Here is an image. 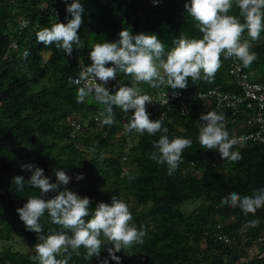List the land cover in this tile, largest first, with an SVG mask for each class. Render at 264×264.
<instances>
[{"label":"trees","instance_id":"trees-1","mask_svg":"<svg viewBox=\"0 0 264 264\" xmlns=\"http://www.w3.org/2000/svg\"><path fill=\"white\" fill-rule=\"evenodd\" d=\"M79 2L84 8L78 29L83 47L74 45L68 56L55 45L45 46L36 40L37 31L55 23V9L66 12L62 2L0 0V264H36L32 257L36 255L39 234L27 230L16 211L29 196L40 194L38 188L26 183L23 191H17L14 177L22 176L26 182L31 176V171L22 168L25 164L42 168L50 182H56L57 169L64 170L71 179L60 190L66 187L90 198V211L98 202L110 204L112 196L129 206L133 217L130 223L137 229L143 226L146 236L142 245L116 252L118 264H257L264 247V207L255 214H245L239 206L224 205L221 200L233 192L251 196L264 188V145L238 142L232 150L239 151L242 159L231 162L222 160L215 149L202 148L198 139L201 114H224L226 130L236 139L250 130L244 112L233 114L228 109L207 108L199 103L186 114L170 112L162 120V126L169 129V138L191 139L192 145L184 149L179 167L168 175L166 163L158 164L149 155L155 151L153 141L161 133L141 136L135 131L125 132L120 124L124 113L115 106L116 122L111 126L102 124L99 114L104 106L95 99L78 102L80 86L73 84L79 71L78 60L89 66L91 46L117 41L122 29L157 35L165 52L181 35L201 39L198 22L184 7L191 0ZM67 14L70 20L71 14ZM229 14L244 23L235 0ZM22 19L27 25L20 28ZM242 39H249L247 31ZM250 43L256 59L244 69L252 81L264 84V31ZM227 67L228 58L221 55V67L211 82L203 78L192 81L189 77L187 87L178 90L220 86L237 91ZM117 75L125 86L135 83L131 76ZM137 86L147 95L173 90L167 86L152 88L147 83ZM72 114L82 124V129L73 135L67 121ZM130 119L131 113L127 122ZM77 174H82L83 179L77 180ZM129 175L136 178L130 181ZM54 195L49 192L43 198ZM253 220L259 221L257 226H249ZM39 222L41 234L60 230L52 224L47 211ZM111 247L105 240L99 257L89 261L84 259L86 250L81 247V255L72 252L68 264H100L104 259L108 264H117L109 257Z\"/></svg>","mask_w":264,"mask_h":264},{"label":"clouds","instance_id":"clouds-1","mask_svg":"<svg viewBox=\"0 0 264 264\" xmlns=\"http://www.w3.org/2000/svg\"><path fill=\"white\" fill-rule=\"evenodd\" d=\"M235 4L244 23L229 14L233 0H191L186 3L187 13L198 22L203 36L201 39H189L181 35L167 52L157 35L133 34L127 28L119 32L117 41L94 43L89 52L91 64L85 66L80 61L82 71L77 83H84L77 90L78 102L92 96L104 106L99 115L103 118L101 123L109 126L116 122L114 106L125 113L132 110L131 119L124 125L125 132L135 131L141 136L161 133L159 139L153 141L155 151L149 154L150 159L158 164L166 163L168 175H172L182 162L184 149L191 147L192 140L184 137L170 139L169 129L162 126L163 118H149L146 104L153 102L152 97L142 94L137 85L147 83L152 88L167 86L176 90L185 89L189 77L192 81L203 78L211 82L221 67V55L225 58L234 56L248 67L256 59L255 53L250 51V41L257 40L264 31V0H235ZM66 12L72 17L67 23L56 20L50 27L41 28L36 32V40L45 46L55 45L57 50L71 56L74 45L83 47L78 29L84 8L79 0H72L66 5ZM245 31L249 39H242ZM109 63L112 66L106 67ZM118 73L131 76L135 83L132 86L121 85L110 93L105 84L116 79ZM173 94L178 95L175 91ZM199 120L202 124L198 139L202 148L217 150L222 160L238 162L242 159L239 151L232 150L238 140L229 136L224 114L209 111L201 114ZM22 168L31 171V176L26 182L22 176L14 177L17 191H23L25 183L40 190L39 195L29 196L26 203L16 210L26 229L39 234L35 244L36 255L32 257L36 264H68L72 252L81 255L78 251L81 247L86 250L84 259L89 261L99 257L105 240L112 244L108 248L109 257L118 264L116 252L144 243L146 230L143 226L137 229L130 223L133 217L129 206L116 196L111 197L110 204L98 202L90 211V198L81 197L66 187L60 190L71 179L64 170L57 169L56 182H50L42 168L33 164L22 165ZM75 178L83 179V175L77 174ZM135 178L128 176L130 181ZM49 192L56 195L44 199ZM221 203L239 206L245 214H255L257 209L264 207V188L255 190L251 196L230 193L222 198ZM45 211L52 224L60 227L59 231L50 229L46 235L41 234L43 227L39 219ZM258 223V220L248 222L253 227ZM58 256L63 258L58 259ZM100 264H108V259L101 260Z\"/></svg>","mask_w":264,"mask_h":264},{"label":"built area","instance_id":"built-area-1","mask_svg":"<svg viewBox=\"0 0 264 264\" xmlns=\"http://www.w3.org/2000/svg\"><path fill=\"white\" fill-rule=\"evenodd\" d=\"M66 9V5L70 4L72 0H59ZM54 21L61 23H67L69 15L64 12L61 13L58 10H54ZM26 20H21L19 25L23 28ZM81 59L78 60L79 71L73 77V84L76 86H82L83 81L79 80L80 73L82 71ZM83 61V60H82ZM83 65L87 66L85 62ZM228 73L232 76L237 91L224 90L220 86L204 90H163L158 94L149 95L152 97V103L146 104V110L149 113V117H161L164 119L170 112L176 110L181 114H186L189 108L195 103H199L204 107H214L215 109H228L233 114H245V124L250 128L248 132L239 134L236 139L240 144L244 142H255L264 145V84L261 82L252 81L249 74L245 71L242 62L236 57L228 58ZM99 83V80H97ZM121 85H124L121 78L117 75L116 79L109 80L105 87L110 93H114ZM125 86V85H124ZM177 92L178 95L173 93ZM168 101V102H167ZM132 112L124 113L120 119V124L123 126L127 123V116ZM98 117H95L97 120ZM69 125L73 128L72 135L82 129V124L78 118L72 114L67 117ZM224 241L228 239L224 236ZM259 262L257 264H264V247L260 251Z\"/></svg>","mask_w":264,"mask_h":264},{"label":"rangeland","instance_id":"rangeland-1","mask_svg":"<svg viewBox=\"0 0 264 264\" xmlns=\"http://www.w3.org/2000/svg\"><path fill=\"white\" fill-rule=\"evenodd\" d=\"M85 100L87 102H93L94 98L92 96H88V97L85 98ZM188 207L190 208V207H192V205H188Z\"/></svg>","mask_w":264,"mask_h":264}]
</instances>
